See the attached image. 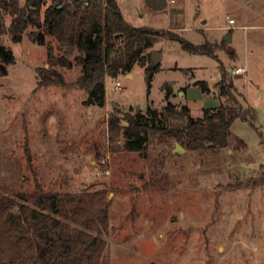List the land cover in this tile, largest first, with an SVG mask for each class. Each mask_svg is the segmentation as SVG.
<instances>
[{
  "label": "rangeland",
  "instance_id": "1",
  "mask_svg": "<svg viewBox=\"0 0 264 264\" xmlns=\"http://www.w3.org/2000/svg\"><path fill=\"white\" fill-rule=\"evenodd\" d=\"M117 2L132 24L227 50L213 58L162 38L151 50L161 62L150 94L145 69L136 65L128 78L106 79V106L100 108L84 105L86 93L76 86L82 70L77 54L70 57L71 70H60L67 87L42 88L47 49L30 40L34 28L20 44L1 37L15 63L0 77V195L23 204L18 195L34 192L36 180L51 192L105 194L107 264H264V0H168L163 11L147 0ZM230 20L236 21L233 30ZM228 34L235 59L224 42ZM223 66L242 114L228 149L179 154L170 138L145 154L125 151L123 141L121 151L112 150L108 119L120 112L127 127V114L145 113L149 105L162 111L168 84L172 102L188 105L195 119L205 107H220L226 102L217 88ZM239 67L244 71L234 74ZM193 81H205L209 91L192 88Z\"/></svg>",
  "mask_w": 264,
  "mask_h": 264
},
{
  "label": "trees",
  "instance_id": "2",
  "mask_svg": "<svg viewBox=\"0 0 264 264\" xmlns=\"http://www.w3.org/2000/svg\"><path fill=\"white\" fill-rule=\"evenodd\" d=\"M31 27L30 40L47 49L48 68L39 71V86L67 87L60 70H71L70 57L77 54L75 62L82 70L76 86L86 93L84 105L100 108L106 106V79L131 74L136 65L145 69L150 94L160 71V64L152 63L151 50L162 38L179 42L190 53L213 58L219 50H227L224 44L195 46L169 30L131 26L117 0H26L24 6L20 0H0V38L8 36L20 44ZM14 63L13 50L0 41V77H7ZM196 86L209 91L205 81ZM217 88L218 97L226 102L204 109L202 118L195 119L188 105L178 108L172 102L170 84L164 87L167 105L162 111L149 105L127 127L116 112L108 119L112 150L121 151L118 144L123 141L125 151L145 154L170 138L189 152L228 149L232 125L242 114L238 90L224 66ZM163 116L171 126H164ZM18 198L23 204L0 195V264H107L108 245L101 237L109 227L105 194L51 192L36 180V190Z\"/></svg>",
  "mask_w": 264,
  "mask_h": 264
},
{
  "label": "water",
  "instance_id": "3",
  "mask_svg": "<svg viewBox=\"0 0 264 264\" xmlns=\"http://www.w3.org/2000/svg\"><path fill=\"white\" fill-rule=\"evenodd\" d=\"M168 5V0H147V6L158 11H163L167 8ZM224 41L228 44L231 43V35H227L224 38ZM161 61V56L157 53L152 54V63L154 65H158ZM121 109L119 108L118 111ZM128 120L133 119L134 115L133 114H128L127 115ZM175 152L179 154H183L186 152V149H183L178 143L175 145Z\"/></svg>",
  "mask_w": 264,
  "mask_h": 264
},
{
  "label": "crops",
  "instance_id": "4",
  "mask_svg": "<svg viewBox=\"0 0 264 264\" xmlns=\"http://www.w3.org/2000/svg\"><path fill=\"white\" fill-rule=\"evenodd\" d=\"M122 12V11H121ZM123 14V13H122ZM123 17H124V15H123ZM124 19H125V21L128 23V24H130L131 26H134V27H140L139 25H136V24H132V23H130V22H128L127 21V19L124 17ZM235 23H236V21H235ZM230 25V24H229ZM234 26V25H233ZM229 29L228 30H233L232 29V26L230 25L229 27H228ZM204 31V30H203ZM204 33H205V31H204ZM228 35H231V34H228ZM227 35H225V37H226ZM225 42V41H224ZM232 43H233V35H231V43L230 44H228L230 47H231V55L232 56H234V57H232L233 59H235V54H234V52H233V49H232ZM161 62V61H160ZM238 70H241L240 72H243L244 71V69H242V68H237L235 71H234V74H236V73H240V72H237ZM229 75V74H228ZM130 75H126V77L128 78ZM133 76V75H132ZM230 78V77H229ZM231 79V78H230ZM193 83H194V85H195V87H192V88H197V86H196V83L197 82H194L193 81ZM234 83V82H233ZM249 83V80L248 79H245V85H247ZM192 88L189 90V91H191L192 90ZM184 90V89H183ZM189 91H188V93H189ZM178 95H181V92H178L177 93ZM175 95V93H174V91H173V94H172V96H171V98L173 97ZM188 96V95H187ZM215 108H218V107H212V109H215ZM205 109H207L206 107H205ZM211 109V108H210Z\"/></svg>",
  "mask_w": 264,
  "mask_h": 264
},
{
  "label": "built area",
  "instance_id": "5",
  "mask_svg": "<svg viewBox=\"0 0 264 264\" xmlns=\"http://www.w3.org/2000/svg\"><path fill=\"white\" fill-rule=\"evenodd\" d=\"M229 24L231 26L235 25V21L234 20H230ZM241 70H238L237 72H240ZM116 90H121V84L119 82L116 83Z\"/></svg>",
  "mask_w": 264,
  "mask_h": 264
}]
</instances>
